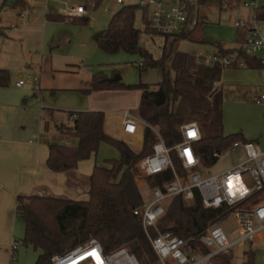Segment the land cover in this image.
Listing matches in <instances>:
<instances>
[{
  "label": "trees",
  "instance_id": "trees-1",
  "mask_svg": "<svg viewBox=\"0 0 264 264\" xmlns=\"http://www.w3.org/2000/svg\"><path fill=\"white\" fill-rule=\"evenodd\" d=\"M103 0H87L96 8ZM207 0H200V5ZM18 0L16 5H20ZM137 5L122 7L114 14L104 33L96 40V46L105 54L114 55L121 51L143 58L142 66L158 68L162 72V81L155 88L150 85H123L118 81L110 82L103 73L93 75L80 90L84 96L99 92L124 91L141 92L137 116L147 126L142 127V143L134 148L126 142L108 136L104 131L105 116L102 112L68 113L75 116L71 127L59 126L60 134L69 133L77 140V145L66 146L49 144L47 168L55 173L72 172L81 161L95 156L101 144H107L118 151L119 158L107 160L102 167L94 166L88 178L87 201H73L63 198L29 196L17 198V216L25 225L22 244L31 246L39 252L36 264H50L54 254L71 251L79 246H86L89 241H97L104 254H111L121 248L134 256L138 264H155L157 262L149 240L140 220L132 214L149 200V191L161 187L170 181V172L150 177L146 180L145 197L139 190L135 177L137 164L152 153L153 146L161 137L165 146L172 149L181 139L180 129L189 123H195L201 139L194 144L204 168H211L217 163L215 153H224L235 142H247L240 134L225 136L223 134L221 87L224 67L207 65L203 59L175 52L173 47L181 40L196 44H206L202 35L203 21L199 20L194 29L176 36H162L149 28L147 11L141 9L143 30L134 26ZM255 18L264 23V7L255 10ZM53 21H65L63 17H47ZM72 19L70 18L69 21ZM88 18L83 23L88 22ZM73 21V20H72ZM141 34L155 35L162 38L161 57H154L140 46ZM244 40L242 31L238 34L237 46L226 48L214 44L218 54L223 57L238 51ZM250 69L264 68L255 58L239 56ZM235 69V68H228ZM9 84V73L0 70V87ZM174 169L182 175V166L174 151H171ZM261 195H254L249 204L260 200ZM231 210L226 206L218 209H206L197 196L192 206H185L181 197L169 200L165 205L164 215L157 221L156 230L170 233L187 242L186 253L200 256L207 255L209 249L200 244L201 233L229 217ZM150 229L151 237L157 231ZM207 264H234L232 252L218 254ZM243 264H255L252 250L245 252Z\"/></svg>",
  "mask_w": 264,
  "mask_h": 264
},
{
  "label": "built area",
  "instance_id": "built-area-1",
  "mask_svg": "<svg viewBox=\"0 0 264 264\" xmlns=\"http://www.w3.org/2000/svg\"><path fill=\"white\" fill-rule=\"evenodd\" d=\"M123 4V0H116ZM136 5L148 14L149 28L162 36H176L187 33L195 28L200 20V0H139ZM93 8V4H91ZM245 7H257L254 0L245 3ZM69 18L85 11L84 6L69 8ZM235 26L244 32V40L228 57L218 53L205 56H195L203 59L207 65H221L224 68L248 69V64L239 56L257 59L264 67V34L258 27L255 15L251 23L236 22ZM142 67V63L139 64ZM22 81L16 84L21 87ZM264 101V95L254 98L259 105ZM122 132L126 136H135L138 127L147 126L131 113H122ZM75 116H71L73 121ZM182 141L172 149L165 146L161 137L156 133L157 143L152 153L142 158L137 168L142 178L147 179L170 172L172 179L164 182L161 187L149 191V200L133 210L142 225L143 231L156 254L158 264H207L218 254L231 252L234 246L252 244L264 240V200L250 205L249 200L257 194L264 193V151L252 142H235L224 153H215L213 158H230L229 169L210 176L203 174L207 169L202 166L200 157L194 149L201 139L198 126L195 123L184 125L180 129ZM174 151L181 162L182 175L174 169L171 159ZM232 158H234L232 160ZM197 196L206 209H218L226 206L231 210L229 216L236 220V237L232 238L224 231L219 222L201 233L198 237L200 244L209 249L204 256L186 253L187 242L170 233H160L156 230L157 221L165 213L166 203L175 197H181L185 206H192ZM226 220V219H225ZM150 229L157 231L156 237H151ZM21 241L13 240L8 253L10 264L17 261L18 247ZM264 264V257L262 258ZM50 264H138L134 256L125 248L111 254H104L101 245L91 240L86 246H79L71 251L54 254Z\"/></svg>",
  "mask_w": 264,
  "mask_h": 264
},
{
  "label": "rangeland",
  "instance_id": "rangeland-1",
  "mask_svg": "<svg viewBox=\"0 0 264 264\" xmlns=\"http://www.w3.org/2000/svg\"><path fill=\"white\" fill-rule=\"evenodd\" d=\"M139 0H123V4H117L116 0H103L96 8H92L91 5L87 9V16L89 20L87 24L73 22L66 19L63 22V31L73 34L74 37L80 32L82 27H87V30H93L94 28H107L112 16L116 14L122 7L128 5H136ZM249 0H207L206 3L199 6V14L202 24V35L206 41V44H196L190 41L181 40L175 44L172 50V54L175 52H181L189 55L205 56L217 53L214 44H220L228 48L237 46L238 34L241 29L235 26L236 22L251 23L252 14L256 10L255 7H245V3ZM232 4V7L229 6ZM259 4L264 5V0H260ZM14 9L9 10L8 15H12ZM251 13H250V12ZM1 14H3L1 12ZM250 14V18H249ZM134 26L138 30H143L142 11L138 9L135 14ZM5 33L14 30L6 28ZM242 33H244L242 31ZM0 40V58L5 54V49L1 46ZM13 47L12 57L13 62L7 63V66L13 70L14 82L23 80L26 83V87L31 86L32 79H29L27 75L38 71V65L40 64V57L37 52H34L35 45H30L28 38H21L19 41L15 39L11 44ZM15 45V46H14ZM28 45V46H26ZM140 46L147 52H149L154 59L161 57L162 38L155 35L141 34ZM26 47V50H22ZM57 49L60 53H74L77 48L73 45L70 47H63L57 44ZM32 52V56L28 55L29 51ZM37 50H39L37 48ZM11 50H9V53ZM2 60V59H1ZM44 61V59H43ZM143 62V58L139 55H130L123 51L109 55L99 50L94 44L93 53L87 57V59H78L73 57L72 59H65L61 61H54L53 65L58 68L66 67L65 64H69L73 70L68 73H58L53 77L46 73L37 76L39 79L36 84L40 85L42 95L33 97L30 95L31 101H38L40 105L45 108V112L53 109L55 110L54 118L48 119V132L43 131V139L46 144L52 142L55 144H65V138L56 131L55 126L64 124L66 127L72 125V120L69 118L68 113H78L86 111L87 105L90 104L93 109L98 112H103L105 116L104 131L105 133L117 139V135L120 128L121 115L123 111H127L133 115H137V108L139 102V93L136 91L125 92L123 94L114 92H107L103 95H92L87 99V96L81 94L80 90L86 87V82L90 78L101 72L108 79H114L118 77V82L123 85H136L145 84L155 88L159 84L163 77L162 72L158 68H150L146 65L139 67V64ZM46 61L41 64L44 69L47 66ZM245 69H224L223 76H228L229 83L224 84L222 89L223 93V133L225 135L233 134L237 126L249 127V118L255 121L260 129L261 136L264 143V103L260 106L256 105L249 99V95L254 92H263L264 88L249 85V78L245 82L241 81V75ZM46 71V70H45ZM19 75L21 76L19 78ZM11 76V75H10ZM32 78V77H31ZM10 77V83H12ZM33 82V81H32ZM8 86H11L8 85ZM23 89L26 91V89ZM262 90V91H261ZM22 92V91H20ZM261 94V93H260ZM87 101H89L87 103ZM30 120V117H28ZM45 123L43 124V128ZM69 134V133H67ZM72 146L77 145V140L74 138L69 139ZM264 151V146H259ZM118 151L107 145L101 144L95 156H91L89 161L91 166L102 167L107 160L118 159ZM230 158H220L217 163L211 168L206 169L203 174L216 175L227 170L231 166ZM137 167V166H136ZM138 170V168H137ZM136 184L140 192L147 197L146 194V180L142 178L141 174L137 173L135 177ZM221 227L232 238L236 237V220L229 216L220 223ZM25 236V227L23 233L16 240L23 241ZM252 250L255 254V264H263L262 258L264 257V241L257 240L252 244H244L242 246H234L231 250L233 255L234 264H243L245 261V252ZM2 252V251H0ZM0 253V263L10 264V255L8 252ZM39 252L34 251L31 246H26L21 243L17 251V261L15 264H36L39 256ZM155 264H158L157 262Z\"/></svg>",
  "mask_w": 264,
  "mask_h": 264
},
{
  "label": "crops",
  "instance_id": "crops-1",
  "mask_svg": "<svg viewBox=\"0 0 264 264\" xmlns=\"http://www.w3.org/2000/svg\"><path fill=\"white\" fill-rule=\"evenodd\" d=\"M20 1V5L15 4L14 7L10 8L14 10L12 15H8L10 9L3 11L6 0H0V40L2 41V48L5 49V54L0 58V70L8 71V85L11 84V86L0 87V251L4 252L6 255L12 241L20 237L25 227L23 221L17 216L16 200L18 197L43 196L73 201L88 200L86 193L88 178L92 174L94 166L92 167L89 161H81L74 171L68 173H55L47 168L48 146L52 144V142L48 144L44 142L43 131L48 132V119L52 120L54 118L55 110L51 109L45 112V108L40 105L38 101H31L30 95L33 94V97L42 95L40 85L36 84L39 80L37 78L38 75L40 77L42 73H46L47 76L50 75L53 77L55 74L68 73L73 70L71 66H68L69 64H65L66 67L64 68H58L53 65L54 61L72 59L73 57H77L79 60L87 59V57L93 53L96 40L105 31V27L101 30H99L100 28L87 30V27H82L80 32L74 37L73 34H69L62 30L64 21H53L47 18L51 15L67 19L70 17L69 8L84 6V13L71 17L73 22L83 23L84 19L90 18L87 16V9L92 3H88L87 0ZM254 1L257 4L256 9L264 7V5L259 4L260 0ZM229 6L232 7V4H229ZM1 12L3 14H1ZM254 13L255 11L252 17ZM257 24L264 34V23L257 21ZM6 28L14 31H9L7 34L4 31ZM25 37L29 39L30 45H35L34 52L40 53L39 56H41V61L37 68L38 71L27 75V77L33 81H31V86L25 88V81L20 80L23 82V85L18 88L16 84L19 81L14 82V72L10 66H7V63H10V61L13 62L11 54L13 47L11 44L14 43L15 39L20 41L21 38ZM58 43L59 46L63 47L74 45L77 50L72 54L69 52L60 53L56 51L57 49H54L57 47ZM37 48L39 50H37ZM23 49L26 50V47H23L22 50ZM9 50H11L10 53ZM28 55L31 57L32 52L29 51ZM45 61L47 67L43 69L41 64L43 65ZM223 73L219 85L221 89H223L224 84L229 83L228 76H223ZM10 77L13 80H11L12 83H10ZM20 77L19 75V78ZM240 78L243 82L249 78L250 86L254 85L264 88V68L245 69ZM118 79V77L114 78L115 81H118ZM108 80H113V78ZM24 88L26 91L23 90ZM254 91L253 94L251 93V95H249V99L253 103L255 97L264 95L263 92H260V94ZM136 92L139 93L140 102L141 92ZM115 93L123 94L125 92L117 91ZM103 94L108 93H93L87 96V99L92 95ZM88 102L89 101H87V103ZM263 103L264 101L258 106ZM87 107L86 111L83 112H98L93 109L90 104H88ZM125 112L129 113L127 111L121 113ZM28 117H30V120H28ZM44 123L45 127L43 128ZM59 126L65 125L60 124ZM59 126H55V129L60 134L57 130ZM232 133L240 134L244 140L255 143L258 146H264L259 125L250 118L249 127L237 126L232 130ZM60 135L65 138L66 142L64 145L72 146L70 142H67L69 139L73 138L70 134ZM117 139L126 142L131 147L138 148L142 143V127H138L135 136L124 135L122 132L121 116ZM233 159L234 158H232V160ZM260 199L264 200V193L261 195Z\"/></svg>",
  "mask_w": 264,
  "mask_h": 264
},
{
  "label": "water",
  "instance_id": "water-1",
  "mask_svg": "<svg viewBox=\"0 0 264 264\" xmlns=\"http://www.w3.org/2000/svg\"><path fill=\"white\" fill-rule=\"evenodd\" d=\"M17 0H6L5 2V6L3 7V11H6L12 7H14V5L16 4ZM110 82H115V80H110Z\"/></svg>",
  "mask_w": 264,
  "mask_h": 264
}]
</instances>
